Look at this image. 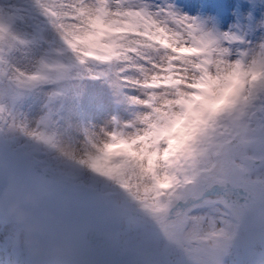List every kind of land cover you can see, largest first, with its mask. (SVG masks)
<instances>
[{"label":"clouds","instance_id":"clouds-1","mask_svg":"<svg viewBox=\"0 0 264 264\" xmlns=\"http://www.w3.org/2000/svg\"><path fill=\"white\" fill-rule=\"evenodd\" d=\"M41 7L52 39L34 68L64 95L59 120L40 135L0 129V234L29 264H89L83 243L96 218L74 209L125 232L156 231L157 218L191 195L213 204L185 228L188 264H205L197 253L213 264L244 251L264 259V207L230 179L236 147L209 152L208 136L250 90L264 89V39L229 45L166 0L99 12L84 0ZM205 219L226 234L209 236Z\"/></svg>","mask_w":264,"mask_h":264},{"label":"rangeland","instance_id":"rangeland-1","mask_svg":"<svg viewBox=\"0 0 264 264\" xmlns=\"http://www.w3.org/2000/svg\"><path fill=\"white\" fill-rule=\"evenodd\" d=\"M148 4H159L158 0H146ZM206 0H169V4L175 5L180 11L181 7L184 14L194 16L201 11L198 6L199 3H205ZM248 6H252L256 12L260 13L264 9V0H245ZM66 2V0H65ZM107 0H101V4H106ZM126 2V0H125ZM143 3L142 0H140ZM29 3V4H27ZM42 1L34 2V0H0V45L4 48L5 57L1 58L0 63L6 74H0V101L7 95L9 87L12 84L24 83L32 78L33 72H37L34 68V62L39 59L42 46L51 42V35L45 33L42 21L46 19V14L41 9ZM22 5H26L29 10L25 11ZM24 10V11H23ZM38 10V13L35 12ZM34 15V17H33ZM210 18V15H207ZM230 54V53H228ZM231 55V54H230ZM27 91L26 89H22ZM262 92L264 97V89L257 88L255 92ZM252 91L247 99L243 100L238 110L230 115L220 119L214 128L208 130L209 136V152L218 148L222 144L233 145L237 149L236 167L230 173V179L233 183L249 185L247 181H257L258 176H251L248 171L246 172L249 161L244 155L250 149V155H257L264 153V141L262 138L259 143L248 144L250 140L255 138L259 133V113L261 107L257 110L251 104ZM54 95L53 103L44 109L45 97ZM63 92L54 90L50 85L43 83L42 87L38 89L34 96L30 97L31 102L24 104V110L18 113L11 124H5L1 121L0 125L4 129H14L20 133V129H27L43 126L42 116L47 115L51 120V124H55L59 120L57 115L58 109L61 104V97ZM248 111V112H247ZM260 135V134H259ZM203 174L206 168L200 167L197 169ZM252 184V183H251ZM147 231L142 232V237L146 236ZM131 239L129 234L124 231L126 246L137 245L138 241L135 239V234ZM5 234H0V262L6 264L7 261L11 263L10 259V242ZM8 242V244H6ZM187 244L183 245L186 246ZM176 264H186L185 253L179 252L177 255ZM210 259L209 256L203 258L204 261ZM164 260V259H163ZM20 264H23L20 259ZM139 264H142L139 263Z\"/></svg>","mask_w":264,"mask_h":264},{"label":"snow or ice","instance_id":"snow-or-ice-1","mask_svg":"<svg viewBox=\"0 0 264 264\" xmlns=\"http://www.w3.org/2000/svg\"><path fill=\"white\" fill-rule=\"evenodd\" d=\"M252 17L249 16V20ZM264 32V21H260L258 24L254 26H250L248 29H244L241 27L236 28L235 30H230L227 32H223L226 37L239 36L244 42L251 48L254 43L252 39H249V35L256 32ZM264 39V36L260 38V40ZM258 40V41H260ZM259 120V134L264 141V107L261 108ZM261 163L264 164V158H261ZM253 185H259V190H249V199L252 198V194L254 193L258 198L262 207H264V180L250 181ZM213 204L211 199L205 201L204 197L198 196L193 197L191 195L183 196L177 203L176 207L169 213L167 211L164 212L163 215H160L157 218V224L159 225L161 231L169 237V239L175 240L176 242H181L183 232L182 229L187 222L188 219L194 216H200L202 211L205 208H210ZM213 231L209 233V236L218 237L226 234L227 229L223 228L219 232H216L215 229V221L212 222ZM254 231V230H253ZM261 241H264V234H261L257 237ZM249 264H264V259H258L254 252L249 253Z\"/></svg>","mask_w":264,"mask_h":264},{"label":"water","instance_id":"water-1","mask_svg":"<svg viewBox=\"0 0 264 264\" xmlns=\"http://www.w3.org/2000/svg\"><path fill=\"white\" fill-rule=\"evenodd\" d=\"M89 259L93 260L94 257H92L91 255H87Z\"/></svg>","mask_w":264,"mask_h":264},{"label":"bare ground","instance_id":"bare-ground-1","mask_svg":"<svg viewBox=\"0 0 264 264\" xmlns=\"http://www.w3.org/2000/svg\"><path fill=\"white\" fill-rule=\"evenodd\" d=\"M257 32H260V31H257Z\"/></svg>","mask_w":264,"mask_h":264}]
</instances>
